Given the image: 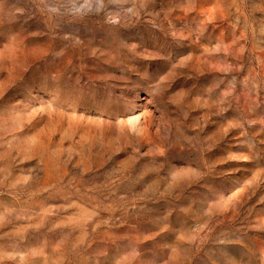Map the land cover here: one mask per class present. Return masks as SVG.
I'll return each mask as SVG.
<instances>
[{
    "label": "rangeland",
    "instance_id": "374dc122",
    "mask_svg": "<svg viewBox=\"0 0 264 264\" xmlns=\"http://www.w3.org/2000/svg\"><path fill=\"white\" fill-rule=\"evenodd\" d=\"M0 264H264V0H0Z\"/></svg>",
    "mask_w": 264,
    "mask_h": 264
}]
</instances>
